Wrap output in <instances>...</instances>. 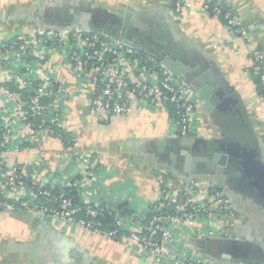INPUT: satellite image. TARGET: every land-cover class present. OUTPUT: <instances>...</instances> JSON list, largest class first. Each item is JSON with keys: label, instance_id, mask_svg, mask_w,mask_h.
<instances>
[{"label": "crops", "instance_id": "1", "mask_svg": "<svg viewBox=\"0 0 264 264\" xmlns=\"http://www.w3.org/2000/svg\"><path fill=\"white\" fill-rule=\"evenodd\" d=\"M202 1L193 0L190 9L176 15L172 0H0V42L36 33L43 21L45 28L66 29L70 22L61 15L68 16L77 9L89 12L96 31L107 34L113 32L116 21H130L135 36L147 46L198 74L210 73L215 84L226 87L235 99L234 112L230 114V110L226 118L206 103L197 102L201 136L191 155L206 156L208 161H192L165 108L135 107L124 118L99 123L87 114L86 99L81 96L67 103L66 128L76 134V148L52 140L37 149L4 156L9 165L44 162L42 179L56 180L73 177L74 155L92 154L107 171L80 193L81 198L109 206L126 205L128 214L141 218L149 216L151 206L169 185L180 186L190 178L216 188L223 184L232 204L229 238L201 240L192 229L178 225L171 248L181 256L200 257L208 264H264V196L251 186L247 176L224 164L228 140H242L243 136L250 139L264 163V100L251 71L247 46L264 52V0H215L234 10L248 32L247 40L235 38L220 18L205 15ZM57 64V78L74 88L62 58L57 57ZM46 69L52 67L47 65ZM9 72L1 70L0 79L5 81ZM10 107L11 102L0 95L1 114ZM240 115L242 121L238 122ZM207 146L212 148L210 153L205 151ZM214 154L220 155L218 162L213 160ZM219 170L224 171L223 182ZM0 264L157 263L130 244L76 226L0 211ZM160 264L172 263L164 260Z\"/></svg>", "mask_w": 264, "mask_h": 264}, {"label": "built area", "instance_id": "2", "mask_svg": "<svg viewBox=\"0 0 264 264\" xmlns=\"http://www.w3.org/2000/svg\"><path fill=\"white\" fill-rule=\"evenodd\" d=\"M172 1L176 15H183L193 4V0ZM201 11L220 18L235 38L248 39L240 18L234 10H224L220 1L203 0ZM247 46L251 71L264 100V52ZM57 57L70 70L74 88L57 78ZM47 65L52 69L45 70ZM4 69L10 74L5 81L0 79V95L12 107L3 115L0 112L1 212H22L76 226L130 244L155 258L157 264L164 260L172 264H208L200 257L181 256L174 251L170 245L175 242L172 234L181 225L192 229L201 240L228 239L232 204L225 191L194 178L180 186L169 185L162 189L150 208L152 216L146 220L123 213L119 207L81 198L80 193L107 171L92 154L74 155L73 177L56 180L42 179L44 162L9 165L4 156L28 152L52 140L76 148L78 138L66 128L67 103L76 96L86 99L87 114L99 123L124 118L135 107H163L176 135L200 138L196 94L155 53L91 29L44 28L0 42V71Z\"/></svg>", "mask_w": 264, "mask_h": 264}, {"label": "water", "instance_id": "3", "mask_svg": "<svg viewBox=\"0 0 264 264\" xmlns=\"http://www.w3.org/2000/svg\"><path fill=\"white\" fill-rule=\"evenodd\" d=\"M78 11V12H76ZM83 10H71L66 13H61L62 18H67V21L70 22V26L66 29H91L96 31V28L91 24V15L89 12L84 13ZM72 22V23H71ZM113 32L109 33L111 37L124 42L125 44L131 45L137 49L153 52L157 55L159 61L176 77H178L187 87H189L197 96L199 101L206 103L210 109H216L219 114L226 118L229 116V111L234 112V103L235 99L230 97L228 90L219 87L213 81L210 73L198 74L196 71L189 66H186L182 62L175 61L170 56H167L157 50H154L150 46H147L144 40L137 38L135 36V30H133L131 22L127 20H119L114 23ZM45 28L44 21L41 22V30ZM107 34V33H106ZM217 87L219 88L217 90ZM238 122L242 121L241 115L237 118ZM240 124V123H239ZM242 137L241 133L238 135ZM181 143L186 145L187 152H189L190 157L193 159V162H206L210 158L200 155H191L197 144L200 141V138H194L191 136L181 137ZM227 146L229 149L225 148L224 154L227 156V159L224 160L225 165H233L237 168L242 174L247 176L250 181L251 186H253L262 196H264V163L260 160L257 155V151L250 139L246 136H243V139H232L230 142L228 140ZM207 153L212 151L211 147L205 149ZM224 156V158H226ZM220 158L219 154H214L213 160L217 161ZM211 161V160H210ZM218 162V161H217ZM220 177V182L224 180V171L218 172ZM224 185L220 184L218 187L219 190H223Z\"/></svg>", "mask_w": 264, "mask_h": 264}, {"label": "trees", "instance_id": "4", "mask_svg": "<svg viewBox=\"0 0 264 264\" xmlns=\"http://www.w3.org/2000/svg\"><path fill=\"white\" fill-rule=\"evenodd\" d=\"M215 2H217V1H215ZM221 4H222L224 10H233V9L230 8V6H228L226 3L221 2ZM46 29H49V28H46ZM55 29H62V28H55ZM96 32L104 33L103 31H96ZM104 34H106V33H104ZM107 35H108V34H107ZM109 36H110V35H109ZM110 37H111V36H110ZM255 81H257V83H258V79H257V78H255ZM12 89H13V90H17V89H15L14 87H12ZM260 91H261V89H260ZM47 102H48V101H47ZM67 135H68V133H67V134L65 133V136H66V137H67ZM75 195H76V193H75ZM76 198H77V197H76ZM156 202H157V201H156ZM118 209H119L120 211H122L123 213H128V212H129L128 209H127V206H126V205H121ZM151 216H152V215H151V213H150L148 217H145V219L147 220V219H149Z\"/></svg>", "mask_w": 264, "mask_h": 264}]
</instances>
